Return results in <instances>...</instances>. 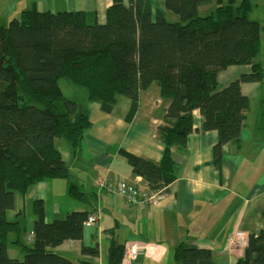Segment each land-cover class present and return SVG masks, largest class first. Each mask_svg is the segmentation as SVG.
<instances>
[{
  "label": "trees",
  "instance_id": "trees-1",
  "mask_svg": "<svg viewBox=\"0 0 264 264\" xmlns=\"http://www.w3.org/2000/svg\"><path fill=\"white\" fill-rule=\"evenodd\" d=\"M163 1L165 11L150 0H113L105 23L94 11L28 10L0 26V264H74L54 248L82 240L92 213L75 210L49 222L45 203L36 200L34 232L27 242L24 211L15 221L7 218L17 193L25 198L35 184L70 179V168L55 141L65 139L78 155L91 128L86 108L64 95L61 80L84 90L87 102L100 104L107 114L114 111L118 97H126L128 123L139 111L141 94L153 85L159 87L161 97L170 101L158 128L165 146L161 160L121 151L133 174L142 177L153 193H168L178 177L172 149L186 150L195 130L193 111L201 112L205 132L218 133L217 167L223 147L241 141L250 110L242 85L264 78L263 65L257 62L264 25L248 18L252 3ZM215 3L214 13L200 16L202 7ZM165 12L178 20L168 21ZM231 66H251V72L221 87L219 74ZM69 195L83 203L91 198L78 183L70 185ZM10 245L24 255L22 261L9 258ZM244 249L238 264H264V231L250 235ZM82 253L96 257L99 251L95 246ZM124 255L125 247L113 243L111 264H121ZM174 256L182 264H215L209 249L186 242L176 247Z\"/></svg>",
  "mask_w": 264,
  "mask_h": 264
},
{
  "label": "crops",
  "instance_id": "crops-1",
  "mask_svg": "<svg viewBox=\"0 0 264 264\" xmlns=\"http://www.w3.org/2000/svg\"><path fill=\"white\" fill-rule=\"evenodd\" d=\"M155 8L165 11L163 0H150ZM113 0H0V26L20 17L24 11L79 12L94 11L100 23H105L107 9ZM166 15V12H165ZM251 72V66H231L219 74L221 87L227 86L242 74ZM224 81V82H222ZM259 84H243L242 92L249 97ZM85 104L91 128L84 135L81 151L73 153L62 138L55 141L63 161L69 166L70 179H52L30 188L25 198L15 195V208L7 212L10 221L26 214L28 233L34 230V201L42 200L49 222L64 219L75 210H91L98 219L93 226L85 223L82 240L67 241L54 250L73 260L74 264H111L113 243L125 247L121 264H182L174 251L186 242L212 252L215 264H238L245 249L231 245L229 235L238 229L248 237L264 231V131L261 135H243L239 143L223 147L221 166L214 160L218 143L216 131L203 130V116L193 111L194 132L186 150L172 149L178 165V177L169 185L156 205L138 206L110 191L115 182L125 181L140 190L154 194L145 180L133 174V169L122 150L144 159L159 162L165 150L158 128L163 124L170 101L163 99L157 85L140 97V108L134 120L125 117L130 101H119L114 111L107 114L100 104ZM248 119V116H247ZM105 180L106 189L99 183ZM78 183L91 196L79 202L69 195V187ZM28 215V216H27ZM11 242L16 235L10 236ZM142 245L143 254L131 260L130 247ZM98 247V256L83 255L84 248ZM12 260L22 261L24 255L13 245L8 248Z\"/></svg>",
  "mask_w": 264,
  "mask_h": 264
},
{
  "label": "rangeland",
  "instance_id": "rangeland-1",
  "mask_svg": "<svg viewBox=\"0 0 264 264\" xmlns=\"http://www.w3.org/2000/svg\"><path fill=\"white\" fill-rule=\"evenodd\" d=\"M242 0H235L234 5H240ZM232 2L230 0H223V5L229 4ZM252 3L253 9L248 13V18L253 21H258L261 25H264V0H250ZM218 8V4H213L208 7H202L199 10V14L202 17L208 16L216 11ZM166 19L168 21H176L178 20V16L171 13L166 12ZM257 62H261L264 69V30L261 32L260 38V55L257 57ZM224 82V81H222ZM256 86V90L249 95L250 99V110L247 113L248 119L246 122V126L244 128L245 135H261L256 134L255 131H264V78L261 83ZM61 89L64 95L70 99H73L78 102L79 105L85 104V91L79 88L72 86L64 80L60 81ZM119 108L120 111L123 103L128 101V99L124 96L118 97ZM28 216V215H27ZM28 233V230H27ZM26 233V234H27Z\"/></svg>",
  "mask_w": 264,
  "mask_h": 264
},
{
  "label": "built area",
  "instance_id": "built-area-1",
  "mask_svg": "<svg viewBox=\"0 0 264 264\" xmlns=\"http://www.w3.org/2000/svg\"><path fill=\"white\" fill-rule=\"evenodd\" d=\"M106 183L107 182L105 180H102L99 183L100 188L106 189ZM109 190L116 192L122 198L138 206L156 205L162 197L160 193L149 194L140 190L137 186L129 184L125 181L115 182L109 187ZM97 219L98 217L96 214H91L86 221V224L93 226L97 222ZM247 239L248 235L242 229L235 230L229 235L231 245L238 248H245ZM144 249L145 248L142 245L133 244L130 247L131 260L135 261L138 257H140L143 254Z\"/></svg>",
  "mask_w": 264,
  "mask_h": 264
}]
</instances>
